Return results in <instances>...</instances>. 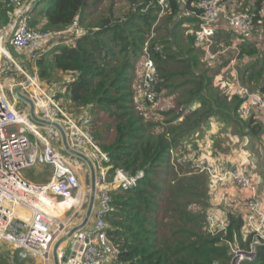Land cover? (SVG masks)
<instances>
[{"label": "trees", "instance_id": "trees-1", "mask_svg": "<svg viewBox=\"0 0 264 264\" xmlns=\"http://www.w3.org/2000/svg\"><path fill=\"white\" fill-rule=\"evenodd\" d=\"M103 1L51 0L46 9L38 4L32 11V26L63 30L78 22L72 43L44 52L35 61L40 79L47 88H60L57 97L73 116L92 108L90 127L94 126L89 130L110 155L108 180L118 168L132 175L145 171L137 186L110 191L116 211L108 216V233L119 250L116 264H231L230 247L223 237L207 230L209 175L176 169L172 155L210 120H224L253 137L262 134V122L254 117L243 120L242 100L232 96L230 102L229 95L214 84L218 67L202 61L194 35L200 27L199 0H167L163 28L167 34L159 39L151 38L161 9L157 0H129L130 8L120 17L114 2L102 10ZM236 1L240 7L241 0ZM2 7L6 8L5 0H0ZM247 8L257 12L255 38L240 46L239 75L244 84L264 92V39L257 38L264 35V15L259 13L264 0H249ZM186 21L198 24L183 34L181 28L188 29ZM147 42L158 67V99L173 97L174 101L175 107L163 113L164 121L146 122L134 103L139 85L136 64ZM58 73L69 77L56 81ZM196 103L198 107L184 113ZM228 218L226 238L234 240L236 234L241 245L247 246L251 236L244 241L242 218L233 213ZM1 256L0 264H5ZM242 264H264V244L257 248L254 260Z\"/></svg>", "mask_w": 264, "mask_h": 264}, {"label": "built area", "instance_id": "built-area-1", "mask_svg": "<svg viewBox=\"0 0 264 264\" xmlns=\"http://www.w3.org/2000/svg\"><path fill=\"white\" fill-rule=\"evenodd\" d=\"M160 3L167 7V0ZM5 5L15 8L18 0H5ZM198 7L202 12L197 15L200 27L194 32L195 41L202 49V61L218 67L214 84L242 100V118L254 117L264 124V92L244 84L238 69L241 44L255 38L257 12L250 8L240 10L236 0H199ZM31 9L21 16L13 15L7 26L0 22V247H10V264H16L15 254L28 264H116L119 250L108 233V216L116 211L110 191L137 186L145 171L132 175L118 168L109 181L110 155L101 150L89 130L90 108L82 110L78 117L73 116L57 97L60 88L48 91L41 85L35 61L44 52L72 43L79 25L75 22L63 30H38L32 26ZM259 13L264 15V10ZM9 34L10 46L6 41ZM220 35L230 38L228 45L219 40ZM155 37L153 30L151 38ZM257 38L264 39V35ZM150 45L147 42L143 49V78L138 91L143 100L157 106L158 67ZM155 50H160V46ZM11 63L19 69L23 80L13 79L7 86L2 77L9 73ZM200 154L194 152L191 158L200 161ZM201 164V171L209 175L211 199L220 198L228 207L209 208L207 230L213 236L223 237V243L230 247L231 264L254 260L257 248L264 244L260 177L255 171L213 153ZM38 165L52 167L51 176L44 183L22 174ZM81 174L91 177L89 191L95 193L90 215L93 221L86 215L84 221L76 223V207L85 195ZM228 185L244 193L236 191L228 197L227 191L224 193ZM64 197L75 199V212L70 216H62L55 207ZM229 213L242 218L244 241L251 236L247 246L241 245L236 234L234 240L226 238Z\"/></svg>", "mask_w": 264, "mask_h": 264}, {"label": "rangeland", "instance_id": "rangeland-1", "mask_svg": "<svg viewBox=\"0 0 264 264\" xmlns=\"http://www.w3.org/2000/svg\"><path fill=\"white\" fill-rule=\"evenodd\" d=\"M24 0H18V5L15 8H9L6 6V8L0 9V22L2 26H7L9 22L11 21V18L13 15L16 14L17 11L21 10L22 2ZM51 0H42L38 7L40 9H46L48 5L50 4ZM142 1V0H141ZM155 0H151L150 3L154 2ZM158 1L159 7L161 9L159 10V16L157 21L155 22L153 26V30L156 33V37L159 39V37H163L167 34L164 28L165 24V7L160 3V0ZM111 2H114V9L115 14L117 17L124 16V14L127 12V10L130 8V1L129 0H105L102 2L101 9L103 10L105 7H110ZM139 5V3H138ZM153 4H151L152 6ZM162 5V6H161ZM249 6V0H241L240 7L241 8H247ZM134 7V6H133ZM136 7V6H135ZM239 7V9H240ZM164 8V9H163ZM127 9V10H126ZM148 7L145 8L147 10ZM87 12V11H86ZM20 13V12H19ZM9 16L8 21L4 23V20L7 19V15ZM91 20H95V17H91ZM198 23L197 22H185L184 25L188 27H182L181 33L188 34L196 27ZM158 27V30H156ZM161 28V30L159 29ZM193 27V28H192ZM173 28V26H172ZM10 34L8 35V37ZM155 37V38H156ZM219 40L222 41L224 44L228 45L229 40L225 38V36L220 35ZM228 42H227V41ZM9 47V46H7ZM13 52V51H11ZM230 53V52H229ZM142 59L139 58L136 64V74H135V83L139 84L142 81L143 75H142ZM239 62V58H238ZM239 65V63H238ZM210 66V65H209ZM240 66V65H239ZM240 68V67H239ZM238 68V69H239ZM9 73L7 75H3L2 82L3 84L9 85V82L13 79L15 80H23L22 77H20V71L16 67L15 64L11 63L9 65ZM38 69V66H37ZM38 71V70H37ZM40 77V76H39ZM69 75L65 76L62 73H58L55 75L56 81L59 80H67ZM41 80V79H40ZM41 82V85L44 87L45 90L48 91H54L53 87H45L43 85V82ZM136 85V84H135ZM137 92L135 93V106L136 109L144 116V119L146 122L148 121H164L165 117L163 113H166L171 108H174V101L172 98H161L159 105L153 106V105H147L143 102L142 95L139 90V85L136 86ZM8 95L13 99V94L8 90ZM229 95V94H228ZM232 99V96L229 95V101ZM231 102V101H230ZM196 107H198V104L192 105L188 110H186L184 113H189V111L194 110ZM90 108V107H89ZM85 110V108L83 109ZM90 112L92 113V108H90ZM82 112H80L78 115H80ZM96 117V116H95ZM92 118L94 119V116L92 114ZM182 118L177 119L174 121V124L180 123ZM247 120V119H243ZM227 123H224V120H210V122L206 123L202 129L196 130L194 132L195 135H191L190 138H186L182 145L175 148L173 155H172V164L175 165L176 169H180V167H183L184 169H189V172L195 173H203L201 171V161L205 160V155L202 154H208V153H228L229 155H225L227 158V162L232 160L231 163H239L238 166L241 168H245L251 171L252 167L256 166V169L258 170V174L260 176H264V124L263 125V132L258 137H253L251 135H244L240 131H238L236 126H227ZM92 125L90 128L92 130ZM42 132L45 134V131L41 129ZM161 131V130H160ZM169 135V134H168ZM191 143V144H189ZM101 148V146H100ZM197 148V149H196ZM102 151H104L101 148ZM263 150V152H262ZM64 152V151H62ZM105 152V151H104ZM194 152H200V161H194L196 159H192L191 155ZM198 154V153H196ZM211 156H209L210 158ZM208 158V159H209ZM255 169V170H256ZM256 170V171H257ZM52 173V167L50 166H35L32 168H28L22 171V174L24 177L37 182V183H44L49 180ZM111 181V180H109ZM81 183L83 187V193L85 194L83 196V200L80 197V200L76 207V215L75 220L76 223L80 221H84L86 218V215H88L89 206L91 203V197L92 192L89 191L90 185H91V177L87 174L83 175L81 174ZM73 197L71 198H62L58 202L60 204L55 205L57 210L62 213V216H70L75 210H73ZM264 201V199H263ZM215 205H211V208ZM215 208V207H213ZM220 209H227L228 207H219ZM90 222L93 221V218L90 216ZM10 247L8 245H3L0 247V253L3 255L1 256V260L5 264H10L8 260V253L10 252ZM16 258V264H28V262L24 260H20L18 254H15ZM30 263H33V261H30Z\"/></svg>", "mask_w": 264, "mask_h": 264}, {"label": "crops", "instance_id": "crops-1", "mask_svg": "<svg viewBox=\"0 0 264 264\" xmlns=\"http://www.w3.org/2000/svg\"><path fill=\"white\" fill-rule=\"evenodd\" d=\"M34 3H35V0H24L23 2H22V6H21V10H19V11H17L16 12V15H18V16H21L22 15V13H24L25 11H27V10H29V9H31V7H33V5H34ZM19 4V3H18ZM40 9V8H39ZM20 12V13H19ZM7 16V19L6 20H4V23H6V21H8V18H9V16H8V14L6 15ZM43 24L45 25V21L43 20ZM42 24V25H43ZM6 41H7V43H8V45L10 46V36L9 37H7L6 38ZM50 51V50H49ZM19 55H20V53H18ZM262 152H263V150H262ZM203 155H205V158H209V156H211V153H208V154H204L203 153ZM216 155H218V156H222V157H224V158H229V157H226L225 155H229L228 153H216ZM211 158V157H210ZM235 163V162H234ZM237 164H239V163H237ZM240 165V164H239ZM42 166V165H41ZM256 169V166H254V167H252V169H251V171H255V173L260 177V185H259V193H260V195L263 197V199H264V176L262 175V176H260L259 174H258V170L256 171L255 170ZM225 191H227V193H226V195H228V197H231L236 191H240V192H243L244 193V191H242V190H236V187H233V186H230V185H228V187H226L225 189H224V193H225ZM224 193H223V197L222 198H224ZM245 196H248V191H245ZM210 201H211V204H213V205H220L221 207H225V203H224V200H222V201H220V198H218V199H216V200H213V199H210Z\"/></svg>", "mask_w": 264, "mask_h": 264}, {"label": "water", "instance_id": "water-1", "mask_svg": "<svg viewBox=\"0 0 264 264\" xmlns=\"http://www.w3.org/2000/svg\"><path fill=\"white\" fill-rule=\"evenodd\" d=\"M38 4H39V3L36 2V3L34 4V6L32 7L31 10H33ZM94 200H95V193L93 192L92 197H91L90 207H89V210H88L87 219H88L89 216L91 215V212H92V209H93V205H94ZM87 219H86V220H87Z\"/></svg>", "mask_w": 264, "mask_h": 264}, {"label": "bare ground", "instance_id": "bare-ground-1", "mask_svg": "<svg viewBox=\"0 0 264 264\" xmlns=\"http://www.w3.org/2000/svg\"><path fill=\"white\" fill-rule=\"evenodd\" d=\"M238 68H239V66H238ZM242 81V80H241ZM73 200H75V199H73Z\"/></svg>", "mask_w": 264, "mask_h": 264}]
</instances>
